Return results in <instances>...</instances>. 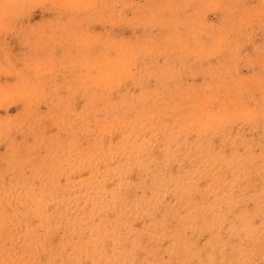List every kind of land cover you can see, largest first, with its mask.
<instances>
[{"label":"rangeland","instance_id":"374dc122","mask_svg":"<svg viewBox=\"0 0 264 264\" xmlns=\"http://www.w3.org/2000/svg\"><path fill=\"white\" fill-rule=\"evenodd\" d=\"M0 264H264V0H0Z\"/></svg>","mask_w":264,"mask_h":264}]
</instances>
